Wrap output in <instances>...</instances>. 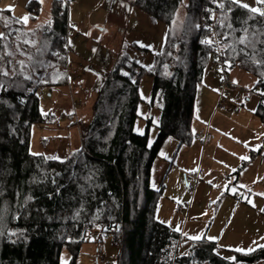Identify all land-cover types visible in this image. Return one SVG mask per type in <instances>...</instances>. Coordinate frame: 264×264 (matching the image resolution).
I'll return each mask as SVG.
<instances>
[{"label": "trees", "instance_id": "1", "mask_svg": "<svg viewBox=\"0 0 264 264\" xmlns=\"http://www.w3.org/2000/svg\"><path fill=\"white\" fill-rule=\"evenodd\" d=\"M120 1L166 25L165 45L149 68L127 54L119 57L93 106L81 149L63 161L33 154L31 137L34 126L48 124L41 95L52 96L54 88L68 86V76L76 75L66 51L68 6L55 0L51 24L31 31L9 13L0 20V264H64V249L71 255L67 264H76L92 232L120 246L117 264L264 262V247L234 253L229 261L210 240L189 241L180 254V235L155 218L163 189L149 186L165 140L173 136L188 144L195 138L198 84L214 64L203 22L218 23L229 70L240 68L259 81L255 114L264 124V17L230 0L221 3L223 8L214 0ZM29 11L37 20L33 3ZM32 36H39L37 44L29 43ZM145 77L153 80L151 105H159L161 112L151 146L149 126L144 135L134 131Z\"/></svg>", "mask_w": 264, "mask_h": 264}, {"label": "rangeland", "instance_id": "2", "mask_svg": "<svg viewBox=\"0 0 264 264\" xmlns=\"http://www.w3.org/2000/svg\"><path fill=\"white\" fill-rule=\"evenodd\" d=\"M68 1V11L73 15L68 34V46L71 48L68 64L70 69L76 70V75L68 76V86L54 88L52 96L49 93L41 95V112L47 116L48 124L34 126L31 137L33 154H42L60 161L69 159L81 149L82 135L91 121L93 106L119 57L127 54L140 66L149 68L154 64L156 55L162 52L167 35L166 25L153 22L140 10L131 9L127 26L116 29L106 24L110 0ZM223 1L226 0H214L216 4ZM236 4L264 9V5L260 7L257 0H239ZM1 15L4 19L5 12ZM184 15L185 11L182 9L180 16ZM43 20L44 17L40 22ZM37 26L28 24L25 28L31 30ZM38 38L39 36H32L29 43L37 44ZM230 71L233 85L225 100L228 112L223 114L229 120L221 123L224 137L220 141L219 150L214 149L208 154L195 138L191 143L182 144L178 138L170 136L163 143L151 170L150 188L156 191L163 189V194L157 201L155 218L180 235V254L186 251L189 241L210 240L217 222L211 233L208 227L216 211L219 216L224 212L230 214L231 203L237 196H243L245 201L249 199L256 205V195L259 194L257 189L259 185H264L257 169L258 163L264 162V124L258 118L253 119L260 105L259 90L256 88L258 80L237 67ZM219 83V77L208 68L197 88L193 136L196 131L201 132L202 128L207 127L209 119L215 133V124L220 122L219 116H209L207 112L210 105H214L212 113H221L218 107L221 92ZM152 89L153 80L145 77L140 85L142 102L134 125V131L138 135H144L149 126V146L157 138L161 115L159 105H151ZM203 91H207L205 98ZM238 93L242 94L241 101L236 100ZM252 150L255 152L254 156L250 153ZM248 153L251 159H241ZM202 162L206 173L202 184L206 183L210 188L206 187L198 199L192 201L187 195L184 175L197 169ZM207 163L214 166L211 182L207 180L208 172H211L207 168L212 166ZM233 188L236 194L229 191ZM192 236H200L201 239H189ZM107 242L114 249L113 259H117L120 246L111 237L92 232L83 243L76 264H97L99 255L110 257L112 252L105 250ZM97 247L101 249L100 253H97ZM70 259L71 255L64 249L61 261L67 264Z\"/></svg>", "mask_w": 264, "mask_h": 264}, {"label": "crops", "instance_id": "3", "mask_svg": "<svg viewBox=\"0 0 264 264\" xmlns=\"http://www.w3.org/2000/svg\"><path fill=\"white\" fill-rule=\"evenodd\" d=\"M54 1L55 0H43V3L40 2V0H0V16L2 12L9 13L14 19H16L18 22L22 23L25 25V27L28 24H33V25H46V24H51L52 21V11L54 7ZM69 9V1L68 0H63ZM31 3L34 4L35 9L39 10V14L35 15L37 17V20H33V15L29 11V7ZM109 4L111 7L109 8L110 13L108 14L106 18V24L109 26H113L116 29H122L127 26L128 22V13L130 12L131 8L129 5L126 3L120 1V0H110ZM9 7L14 8V11H8ZM28 16L29 19L27 23L25 24L22 20L23 17ZM71 16L72 13L68 11V25H71ZM44 17L43 22H40V19ZM1 20V19H0ZM127 20V21H126ZM35 30V29H31ZM30 30V31H31ZM70 47V46H69ZM70 57V56H69ZM213 71V66L212 68ZM231 74V72H230ZM232 78V74H231ZM233 80V78H232ZM220 84V83H219ZM207 91H203V96L205 98ZM242 99V94L238 93L236 96L237 101H241ZM213 107L214 105H210V108L208 109V115L212 116L215 115L219 116L220 122L215 124V133L211 129V121L209 119V122L207 123V127L209 128L210 132L213 134L214 139L211 143L203 145V150H205V153H212L214 149L219 150V145L220 141L223 140L224 137V132H222L221 129V123L224 121H228V117L223 115L226 114V112H222L216 114L212 113L213 112ZM212 113V114H211ZM211 118V117H210ZM259 117L254 113V118L256 119ZM208 118L205 119V122ZM228 119V120H227ZM206 127V128H207ZM205 128H202V131ZM201 131V132H202ZM200 133L199 131H196L195 134ZM196 139V138H195ZM197 140V139H196ZM255 149V148H254ZM252 156H254V150L250 152ZM250 154H246L244 157H247L249 159ZM206 158V157H205ZM212 161H215L212 159ZM204 162H202L198 168L203 169ZM208 165H211L212 168H207L209 173L208 181H210V177L212 178L214 176V172L212 173V170H214V166L211 163H207ZM197 168V169H198ZM257 169L259 170V179L264 181V162L258 163ZM204 170V169H203ZM205 172V171H204ZM187 174V173H186ZM185 174V175H186ZM206 174V173H205ZM185 175H184V180H185ZM205 179V178H204ZM210 188L208 184H202V181L198 184L197 186V191L196 194L191 200L195 201L198 199L199 194L203 193L205 188ZM218 193H221L220 191ZM258 195H256V205L249 203V201H245L243 196L238 197L233 199V202L231 203V210L230 214H227L224 212L220 216L218 215L216 211V215L212 217V220L209 223L208 231L211 233V229L215 222H217V225L214 228V232H212V237L210 236V241L215 242L218 247L221 249L222 255L229 261H234V253H242V254H250L260 248L264 247V215L262 213V209L264 208V195H261L264 193V185H259L257 189ZM254 205V206H253ZM188 206V205H187ZM193 208L191 209L192 212ZM190 212V214H191ZM224 219L225 222H224ZM196 227H194V230ZM208 232V233H209ZM210 235V234H209ZM101 251L100 248L97 247V253ZM236 249H241L242 251H236ZM105 250L111 251V256L107 257V262L106 264H116L118 263V259H113L115 256L114 249H112L109 245V242L106 243L105 245ZM118 258V255H117ZM97 261V259H96ZM98 264V263H97ZM238 264H246V263H238ZM253 264H264V262H258V263H253Z\"/></svg>", "mask_w": 264, "mask_h": 264}, {"label": "built area", "instance_id": "4", "mask_svg": "<svg viewBox=\"0 0 264 264\" xmlns=\"http://www.w3.org/2000/svg\"><path fill=\"white\" fill-rule=\"evenodd\" d=\"M60 1L62 6L67 5L63 0ZM204 9L207 12L205 6ZM217 24L218 23L215 20L209 22L205 21L201 24V29L206 30L210 36V45L212 49V56L214 62L213 71L215 76L219 77L221 84V92L219 94L218 107L220 111L226 112L227 106L225 105V100L229 96V89L232 87L233 83L229 70V60L223 49L222 39L217 33ZM69 28L70 25H68L67 27L68 34H69ZM66 51H67V55H69V53L71 52L70 47H67ZM59 56L60 55H58V57ZM65 70L70 72V69L68 67H66ZM195 138L204 145H206L213 141L214 136L207 127L202 132L195 134ZM204 177H205V172L201 168L191 170L185 175L186 191H187V195L190 198H193L195 196L197 191V186L204 179ZM99 262L101 264H105L107 262L106 256H101L99 258Z\"/></svg>", "mask_w": 264, "mask_h": 264}, {"label": "snow or ice", "instance_id": "5", "mask_svg": "<svg viewBox=\"0 0 264 264\" xmlns=\"http://www.w3.org/2000/svg\"><path fill=\"white\" fill-rule=\"evenodd\" d=\"M41 3H43V0H40ZM231 3L235 4V3H239V0H230ZM257 3L258 4H264V0H257ZM221 8H223V4H220L219 5ZM241 6L245 9H248L251 13H257L259 14V16L261 17H264V10H262L261 8L259 7H250L249 5L247 4H241ZM8 11H14V8L12 7H9ZM0 19H3L2 16H0ZM29 17L28 16H25L22 18L23 22L26 24L27 21H28ZM5 23H7V21H5ZM247 32V30L245 29V33ZM3 34H0V37H2ZM247 39V36L245 35V38L244 39H241L240 40V43L243 44L245 43V40ZM207 43V41H206ZM251 46V45H249ZM23 65H21V70L23 69ZM3 75H8L7 72H3ZM26 79H31V77L29 76H25ZM259 82V81H258ZM4 85L3 84H0V88H3ZM261 95H264V93H261ZM241 159H248L247 157H241ZM233 171H235V169H233ZM241 187H246L244 185H241ZM229 191L233 192V194H236V190L233 188V189H229ZM261 195H264V193H262ZM249 203H251V201H249ZM254 206V205H253ZM262 211H264V209H262ZM189 239H192V240H199L201 239L200 236H192V237H189ZM236 251H242L241 249H236Z\"/></svg>", "mask_w": 264, "mask_h": 264}, {"label": "water", "instance_id": "6", "mask_svg": "<svg viewBox=\"0 0 264 264\" xmlns=\"http://www.w3.org/2000/svg\"><path fill=\"white\" fill-rule=\"evenodd\" d=\"M169 70L171 71V68H169Z\"/></svg>", "mask_w": 264, "mask_h": 264}]
</instances>
